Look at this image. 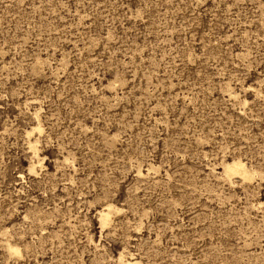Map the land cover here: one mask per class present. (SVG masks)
<instances>
[{"label":"rangeland","instance_id":"374dc122","mask_svg":"<svg viewBox=\"0 0 264 264\" xmlns=\"http://www.w3.org/2000/svg\"><path fill=\"white\" fill-rule=\"evenodd\" d=\"M120 254L264 264V0H0V264Z\"/></svg>","mask_w":264,"mask_h":264},{"label":"bare ground","instance_id":"6f19581e","mask_svg":"<svg viewBox=\"0 0 264 264\" xmlns=\"http://www.w3.org/2000/svg\"><path fill=\"white\" fill-rule=\"evenodd\" d=\"M223 172L226 177H230L232 174H239L240 177L243 179L250 180L254 176V172L246 167L244 163H242L240 160H232L230 162H226L223 164ZM103 211V210H102ZM101 222L104 224H107L109 222V211H104L101 214ZM12 248V247H11ZM14 247L12 251L17 252V250ZM120 264H140L138 260H136L133 257H124L122 254H120L119 257Z\"/></svg>","mask_w":264,"mask_h":264}]
</instances>
